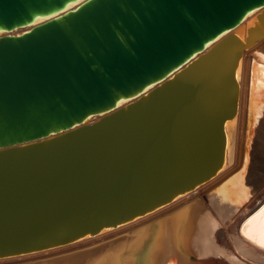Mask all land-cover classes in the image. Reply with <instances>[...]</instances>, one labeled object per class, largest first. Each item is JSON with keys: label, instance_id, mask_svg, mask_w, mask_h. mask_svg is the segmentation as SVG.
<instances>
[{"label": "water", "instance_id": "obj_1", "mask_svg": "<svg viewBox=\"0 0 264 264\" xmlns=\"http://www.w3.org/2000/svg\"><path fill=\"white\" fill-rule=\"evenodd\" d=\"M262 39L264 0H0V259L220 173L238 62Z\"/></svg>", "mask_w": 264, "mask_h": 264}, {"label": "bare ground", "instance_id": "obj_2", "mask_svg": "<svg viewBox=\"0 0 264 264\" xmlns=\"http://www.w3.org/2000/svg\"><path fill=\"white\" fill-rule=\"evenodd\" d=\"M236 82L226 161L215 177L132 222L0 264L62 251L61 264H264V39L239 60ZM145 221L139 233H124Z\"/></svg>", "mask_w": 264, "mask_h": 264}, {"label": "rangeland", "instance_id": "obj_3", "mask_svg": "<svg viewBox=\"0 0 264 264\" xmlns=\"http://www.w3.org/2000/svg\"><path fill=\"white\" fill-rule=\"evenodd\" d=\"M181 221H183V220L181 219ZM148 222L149 221H145L142 224H136L133 227H129V229H127V231H125L124 233L130 234L132 232V234L135 235V234L139 233L141 228L143 226L147 225ZM116 235H119V234H115L114 237ZM67 252H69V251L54 252V253H51L50 255H46V256L43 255L42 257L38 256L36 258H32V259H28V260H24V261H22L21 258H15L17 262H10V263H6V264H44V262H47V264H52V263L53 264H56V263L61 264L60 259L63 263L64 258H62V257H64Z\"/></svg>", "mask_w": 264, "mask_h": 264}]
</instances>
